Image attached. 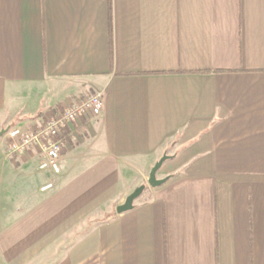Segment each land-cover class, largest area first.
<instances>
[{
	"label": "crops",
	"instance_id": "1",
	"mask_svg": "<svg viewBox=\"0 0 264 264\" xmlns=\"http://www.w3.org/2000/svg\"><path fill=\"white\" fill-rule=\"evenodd\" d=\"M97 91L59 173L0 137V264H264V0H0V129Z\"/></svg>",
	"mask_w": 264,
	"mask_h": 264
},
{
	"label": "built area",
	"instance_id": "2",
	"mask_svg": "<svg viewBox=\"0 0 264 264\" xmlns=\"http://www.w3.org/2000/svg\"><path fill=\"white\" fill-rule=\"evenodd\" d=\"M103 96L101 91L88 95L80 102L70 103L57 115L50 116L43 125L33 131L20 128H10L6 131L8 153H22L28 147H37L41 152L39 169H50L55 173L60 171V152L63 145L60 134L76 120L85 115L97 116L101 113ZM53 183H45L39 187L44 193L53 188Z\"/></svg>",
	"mask_w": 264,
	"mask_h": 264
},
{
	"label": "water",
	"instance_id": "3",
	"mask_svg": "<svg viewBox=\"0 0 264 264\" xmlns=\"http://www.w3.org/2000/svg\"><path fill=\"white\" fill-rule=\"evenodd\" d=\"M7 129H0V137H2L6 133ZM168 158V155L163 154L158 161L155 162V164L152 166L147 179V184L150 187H156L161 185L165 182L166 178L158 179L156 177V173L158 169L161 167L162 163ZM145 185H140L136 187L130 194H128L124 201L117 205L115 208L116 213H122L125 211H128L133 208L134 201L141 195L142 191L144 190Z\"/></svg>",
	"mask_w": 264,
	"mask_h": 264
},
{
	"label": "rangeland",
	"instance_id": "4",
	"mask_svg": "<svg viewBox=\"0 0 264 264\" xmlns=\"http://www.w3.org/2000/svg\"><path fill=\"white\" fill-rule=\"evenodd\" d=\"M32 94H33V93H32ZM30 96H32V95H30ZM30 96H29V97H30ZM29 97H21V98H20V101H21L20 103H21V105L28 104V102H29L28 100H30ZM27 101H28V102H27ZM32 101H33V100H32ZM48 263H49V262H48ZM49 264H52V263H49Z\"/></svg>",
	"mask_w": 264,
	"mask_h": 264
},
{
	"label": "trees",
	"instance_id": "5",
	"mask_svg": "<svg viewBox=\"0 0 264 264\" xmlns=\"http://www.w3.org/2000/svg\"><path fill=\"white\" fill-rule=\"evenodd\" d=\"M146 188V187H145Z\"/></svg>",
	"mask_w": 264,
	"mask_h": 264
}]
</instances>
